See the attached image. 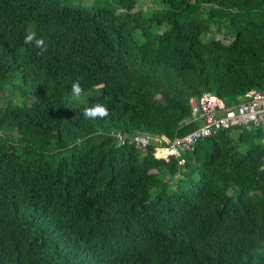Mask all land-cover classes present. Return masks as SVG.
Here are the masks:
<instances>
[{"label":"trees","instance_id":"16d2710c","mask_svg":"<svg viewBox=\"0 0 264 264\" xmlns=\"http://www.w3.org/2000/svg\"><path fill=\"white\" fill-rule=\"evenodd\" d=\"M80 1L0 0V264H264L257 129L181 163L110 134L169 139L195 126L189 95L264 89V0Z\"/></svg>","mask_w":264,"mask_h":264},{"label":"built area","instance_id":"2783aa9c","mask_svg":"<svg viewBox=\"0 0 264 264\" xmlns=\"http://www.w3.org/2000/svg\"><path fill=\"white\" fill-rule=\"evenodd\" d=\"M186 101L188 115L183 121L195 122L193 128L176 133L169 139L163 134L135 132L126 135L113 131L110 134L115 139V145L132 142L140 147L148 146L155 157L167 159L169 156H178L177 162L181 163V153L191 150L199 139L231 126L257 129L258 142L264 144L263 88L246 89L231 103H226L219 96L206 91L189 95Z\"/></svg>","mask_w":264,"mask_h":264},{"label":"clouds","instance_id":"9594fccd","mask_svg":"<svg viewBox=\"0 0 264 264\" xmlns=\"http://www.w3.org/2000/svg\"><path fill=\"white\" fill-rule=\"evenodd\" d=\"M25 43L33 45L35 48L39 49L40 51L37 53L38 55L43 54V52L47 50L44 40L37 38L36 33L32 31L26 34ZM71 95L72 99L77 102H79L84 95V89L78 81L72 83ZM108 114V109L102 104H94L91 107H85L83 110V117L87 120L103 119L107 117Z\"/></svg>","mask_w":264,"mask_h":264},{"label":"rangeland","instance_id":"374dc122","mask_svg":"<svg viewBox=\"0 0 264 264\" xmlns=\"http://www.w3.org/2000/svg\"><path fill=\"white\" fill-rule=\"evenodd\" d=\"M80 5L85 6L86 8H90V7H95L96 5H102V4H109L112 6H115V10L116 11H121L123 10L122 8H119L118 5L113 1V0H87L85 2L80 1L79 3ZM141 11L143 14H147L148 13V8L150 7V3L148 2H143L141 3ZM136 8V6H134L132 9H130L131 11H134ZM88 90L84 91V95L85 96L87 94ZM82 96V97H83Z\"/></svg>","mask_w":264,"mask_h":264}]
</instances>
